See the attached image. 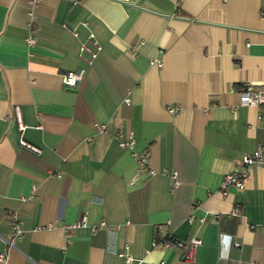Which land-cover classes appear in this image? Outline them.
<instances>
[{
    "label": "crops",
    "instance_id": "crops-1",
    "mask_svg": "<svg viewBox=\"0 0 264 264\" xmlns=\"http://www.w3.org/2000/svg\"><path fill=\"white\" fill-rule=\"evenodd\" d=\"M86 32L101 47L87 64ZM245 82L264 93V0H0V251L8 215L22 228L6 264H125L122 243L141 259L129 264H264V166L217 190L242 153L264 148V102L237 103ZM115 133L149 168L175 170L177 186L148 177ZM99 220L118 227L90 231ZM166 232L199 239L190 261L145 251Z\"/></svg>",
    "mask_w": 264,
    "mask_h": 264
},
{
    "label": "built area",
    "instance_id": "built-area-1",
    "mask_svg": "<svg viewBox=\"0 0 264 264\" xmlns=\"http://www.w3.org/2000/svg\"><path fill=\"white\" fill-rule=\"evenodd\" d=\"M37 0H30V4L33 5ZM73 34V32L71 31ZM34 36L27 35L25 37V42L27 45H30L34 41ZM101 47L97 44V42L93 39L92 33L86 32V35H84L83 40L80 41L77 45V53L76 56L78 59L83 61V63L91 62V59L95 56V54L98 52V50ZM148 63H153L155 66H160L158 61L155 59L149 60ZM83 69L81 67H78V69H72L64 71L63 74H61L60 77V83L65 87L72 86L76 81L80 79L82 76ZM251 83L245 82L243 84H240L236 89V95L237 103L243 105H254L257 107L260 103L264 102V93L260 89H255L250 85ZM122 101L128 102L127 97H123ZM13 116L16 123L17 130L22 133V130L25 129L24 124L20 120L19 116V107L17 105H14L13 108ZM168 112L173 111V107L167 108ZM93 128L97 129V131H103L104 126L102 124L93 123ZM114 142L116 146L120 148H127L129 149V154L132 156L131 158L134 160L135 164L143 169V171L150 177V175L153 174H161L162 176H166L168 178L169 186L174 187L178 184V179L176 175V171L173 169H166V168H160V169H153L149 168L147 165V152L143 149L141 150H134L133 139L130 135L124 134L119 136L118 133H115L113 135ZM18 145L24 147L25 149H28L34 153H40V150L35 145H31L28 142H25V140L19 136L18 139ZM237 167L232 168L230 171H226L223 173L220 177V180L218 182L217 190L218 193L225 194V191L231 187L232 189H241L243 182L248 179L249 174V167L252 165H262L264 166V148H254L250 152H246L245 154L242 153L238 160H237ZM34 187H31L33 189ZM231 214L232 216L237 215V209L236 207L231 208ZM186 221H190L192 219L190 214H187L185 217ZM8 224L9 229L7 233L2 237L4 248L2 251H0V264H6L7 261V254L10 249L14 247V243L17 239L20 238L22 228L19 226L18 222L14 218L13 214L8 215ZM82 226L84 227V224L81 220L71 222L70 224H60L58 227L61 229V231L66 232L69 231L72 228ZM159 225L155 226V229H157ZM45 227L51 228V224H47ZM118 227V224L108 225L104 221H97V223H93L90 226H88L90 231H94L95 229H102L104 231H111ZM261 230L264 229V227L260 228ZM199 243V239L197 237H188L186 239H180L178 240L174 236H171L168 232L162 233L159 235H153V238L150 239L148 243V248L145 250L147 252L148 249H153L155 247L164 248L167 247H173L175 249L179 250V259L183 261H190L192 259V251H194V247ZM230 245L232 247H236L238 245V242L231 241ZM126 249V245L122 243L121 250L117 251V255L122 257L125 264H129L131 261L135 260V263H139L140 260L133 259L130 257L124 250ZM126 253V254H125ZM161 264V263H156Z\"/></svg>",
    "mask_w": 264,
    "mask_h": 264
}]
</instances>
